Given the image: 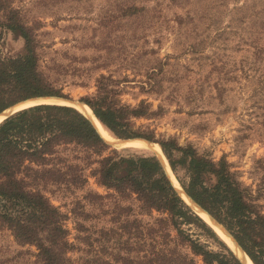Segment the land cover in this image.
Here are the masks:
<instances>
[{"label":"rangeland","instance_id":"1","mask_svg":"<svg viewBox=\"0 0 264 264\" xmlns=\"http://www.w3.org/2000/svg\"><path fill=\"white\" fill-rule=\"evenodd\" d=\"M2 1L32 29L41 69L67 96L61 99L87 105L98 81L110 78L119 103L144 102L153 112L134 120L135 131L215 161L226 159L264 214V0ZM132 6L139 11L124 14ZM5 13L0 12V51L16 54L24 40L4 28ZM108 145L122 155H156ZM184 173L179 172L183 179ZM42 191L69 231V264H142L144 238L123 227L157 228L162 214H145L134 200L94 199L90 194L111 192L91 175L83 189ZM180 227L207 250L224 252L198 223ZM168 230L175 246L177 233ZM178 250L203 264L189 247ZM0 264L41 263L34 246L20 244L0 226Z\"/></svg>","mask_w":264,"mask_h":264},{"label":"trees","instance_id":"2","mask_svg":"<svg viewBox=\"0 0 264 264\" xmlns=\"http://www.w3.org/2000/svg\"><path fill=\"white\" fill-rule=\"evenodd\" d=\"M137 10L132 6L122 11L132 14ZM0 12H6L4 28L24 40L19 53L3 55L0 51V115L23 101L67 98L42 71L32 29L2 0ZM112 82L102 77L97 94L84 100L104 127L119 138L142 137L158 143L184 192L225 227L254 264H264V214L251 191L232 172L230 163L224 158L215 161L198 155L172 140L156 141L150 133L135 131L134 120L150 117L153 112L144 102L136 107L119 103ZM180 170L185 171L184 179ZM90 175L111 192L106 196L90 194L94 199L134 200L145 214L156 211L163 215L157 219V228L123 227L131 235L144 238L142 264H196L194 258L178 250L179 246L189 247L203 264H241L186 204L156 156L111 151L90 120L76 108L38 104L0 123V226L10 230L20 244L34 246L41 264H69L72 250L63 215L42 190L49 186L83 189ZM180 223H198L219 240L224 252L207 250L186 235ZM171 227L177 233L175 246L171 245Z\"/></svg>","mask_w":264,"mask_h":264},{"label":"bare ground","instance_id":"3","mask_svg":"<svg viewBox=\"0 0 264 264\" xmlns=\"http://www.w3.org/2000/svg\"><path fill=\"white\" fill-rule=\"evenodd\" d=\"M59 104V105H69L65 101H59V100H47L45 102L43 101H30L24 104L20 105L19 109H25L27 107L38 105V104ZM20 104V103H19ZM83 115H85L88 119H90L93 123V125L96 127V129L99 131L100 135L109 143L116 145L118 148H124L127 150H142V151H152L158 157L160 158L161 162L165 165V168L167 170V173L172 180L174 186L177 188V190L181 193V197L192 206V208L195 210V212L215 231V233L225 242V244L229 247V249L234 252L237 256V258L241 259L244 264H254L251 258L245 253V251L241 248V246L235 241L231 236L227 235V233L221 229V227L214 223L211 218L202 212L200 209L195 207L191 203V200L184 194L182 187L180 186L178 180L174 176V173L171 169V166L169 164L168 159L162 152L161 148L157 144H152L146 140L143 139H134V140H126L121 141L117 140L114 137L111 136L109 131L104 127V125L99 121V119L95 116L92 109L88 105H82L78 106L77 108ZM4 112V111H3ZM5 115H0V123L4 121ZM155 155V156H156ZM182 199V198H181ZM191 208V207H190ZM193 210V211H194Z\"/></svg>","mask_w":264,"mask_h":264},{"label":"water","instance_id":"4","mask_svg":"<svg viewBox=\"0 0 264 264\" xmlns=\"http://www.w3.org/2000/svg\"><path fill=\"white\" fill-rule=\"evenodd\" d=\"M43 101V102H45V101H47V100H59V101H65V102H67L69 105L68 106H71V107H74V108H77L78 106H82V104H80L79 102H75V101H71V100H63V99H61V98H56V97H41V98H35V99H32V100H28V101H25V102H23V103H21V104H24V103H27V102H30V101ZM21 104H17V105H15V106H13V107H10L9 109H7L5 112H3L1 115H5V118H4V120L6 119V118H8L9 116H11V115H13V114H15V113H17V112H19V111H21V110H23V109H19L20 108V105ZM42 104V103H41ZM43 104H45V103H43ZM90 120V119H89ZM90 122H91V124L93 125V123H92V121L90 120ZM93 127L96 129V127L93 125ZM96 131L98 132V134L100 135V133H99V131L96 129ZM101 136V135H100ZM101 138L107 143V144H109V142H107L102 136H101ZM112 145H114V144H112ZM160 159V158H159ZM160 162H161V160H160ZM162 163V162H161ZM162 165H163V167H164V170H165V172H166V175H167V177H168V179L170 180V182L172 183V185L174 186V184H173V182H172V180L170 179V177H169V175H168V173H167V170H166V168H165V165L162 163ZM174 188L177 190V188L174 186ZM177 192L179 193V194H181L178 190H177ZM184 192V191H183ZM184 194L191 200V203L193 204V205H195V207H197L198 209H200L202 212H204L205 214H207L210 218H211V220L214 222V223H216V224H218L220 227H221V229H223L226 233H227V235H229V236H231L230 235V233L225 229V227L224 226H222L219 222H217L207 211H205L203 208H201L199 205H197L185 192H184ZM191 206V205H190ZM232 237V236H231ZM233 238V237H232ZM234 239V238H233ZM235 240V239H234ZM236 241V240H235ZM239 259V258H238ZM239 261H240V263L241 264H244L243 263V261L241 260V259H239Z\"/></svg>","mask_w":264,"mask_h":264}]
</instances>
